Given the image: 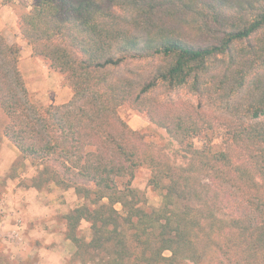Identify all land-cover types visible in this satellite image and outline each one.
Returning <instances> with one entry per match:
<instances>
[{
    "label": "trees",
    "instance_id": "1",
    "mask_svg": "<svg viewBox=\"0 0 264 264\" xmlns=\"http://www.w3.org/2000/svg\"><path fill=\"white\" fill-rule=\"evenodd\" d=\"M21 2L29 10L20 36L63 76L71 97L32 103L19 48L0 31L2 135L36 167L32 188L53 184L82 199L63 217L73 257L264 264V0ZM158 90H184L196 105ZM124 105L176 151L132 130L118 113ZM214 126L222 127L220 145L197 148L194 139ZM139 168L149 171L157 208L131 186Z\"/></svg>",
    "mask_w": 264,
    "mask_h": 264
},
{
    "label": "rangeland",
    "instance_id": "2",
    "mask_svg": "<svg viewBox=\"0 0 264 264\" xmlns=\"http://www.w3.org/2000/svg\"><path fill=\"white\" fill-rule=\"evenodd\" d=\"M5 1L0 0V31L8 44L19 48V68L31 102L42 107L61 105L71 97L63 76L42 58L34 57L19 34V17L29 8L24 7L21 0ZM25 3L28 6L29 3ZM142 65L147 67L148 74L150 66ZM157 93L196 105L195 96L184 90L174 93L158 90ZM201 104L207 110L213 107L209 101L202 100ZM118 113L132 130L145 133L149 141L164 146L170 154L176 151L174 142L163 130L150 124L146 116L127 105L120 107ZM5 122L0 111V264H82L73 257L74 247L64 237L66 225L63 219L83 204L82 199L72 189L62 190L53 184L41 191L32 188L30 180L36 174V167L29 160L19 159L16 149L4 138ZM222 139V127L214 126L203 131L193 142L197 148L215 149ZM148 177L149 171L139 168L131 186L140 193L148 209L157 208L161 199L148 186ZM79 230L88 240V224H81Z\"/></svg>",
    "mask_w": 264,
    "mask_h": 264
},
{
    "label": "crops",
    "instance_id": "3",
    "mask_svg": "<svg viewBox=\"0 0 264 264\" xmlns=\"http://www.w3.org/2000/svg\"><path fill=\"white\" fill-rule=\"evenodd\" d=\"M68 100H69V99H68ZM68 100H67V101H68ZM67 101H66V102H67ZM66 102H64V103H66ZM64 103H62V104H64Z\"/></svg>",
    "mask_w": 264,
    "mask_h": 264
}]
</instances>
